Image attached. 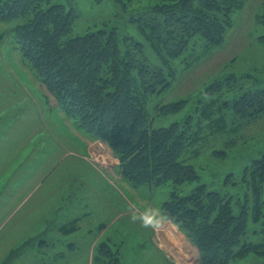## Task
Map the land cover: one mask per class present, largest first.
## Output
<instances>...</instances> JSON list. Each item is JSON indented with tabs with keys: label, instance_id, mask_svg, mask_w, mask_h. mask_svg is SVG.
Listing matches in <instances>:
<instances>
[{
	"label": "rangeland",
	"instance_id": "374dc122",
	"mask_svg": "<svg viewBox=\"0 0 264 264\" xmlns=\"http://www.w3.org/2000/svg\"><path fill=\"white\" fill-rule=\"evenodd\" d=\"M170 1L51 2L74 10L70 37L101 29L142 43L150 66L173 72L169 85L148 100L153 128L188 122L193 130L201 126L204 135L209 130L200 124H205L201 110L211 100L221 105L246 89L264 87V0H240L219 47L205 53L195 37L186 52L165 65L138 20ZM15 24L0 22V264H200L198 250L162 216L170 185L134 187L121 177L119 160L106 143L67 121L14 49ZM171 104L179 109L163 116L153 110ZM236 123L235 133L203 136L182 155L200 184L233 191L223 179L239 182L250 161L264 153V114ZM196 186L181 187L180 195ZM255 228L261 226H250L249 232ZM262 236L248 240L259 243ZM234 264H264V256L249 255Z\"/></svg>",
	"mask_w": 264,
	"mask_h": 264
},
{
	"label": "trees",
	"instance_id": "16d2710c",
	"mask_svg": "<svg viewBox=\"0 0 264 264\" xmlns=\"http://www.w3.org/2000/svg\"><path fill=\"white\" fill-rule=\"evenodd\" d=\"M51 1L0 0V22L16 21L11 34L14 49L67 121L87 137L106 143L119 160L121 177L134 187L170 185L162 216L198 250L200 264H234L249 255L264 256V237L259 243L248 240L264 234V153L250 161L239 182L225 177L223 185L233 191L224 192L214 184H200L195 168L181 160L203 136L235 133L237 121L264 114V87L246 89L221 105L211 100L201 110L205 124H200L209 130L204 135L201 126L193 130L188 122L153 128L148 100L169 85L173 72L150 66L143 44L120 40L115 31L70 37L74 10ZM241 6L240 0H172L149 9L138 28L153 53L168 65L195 37L203 42L205 53L219 47ZM178 104L156 105L153 110L163 116L176 112ZM192 183L197 186L180 195L181 187ZM250 226L261 229L252 234Z\"/></svg>",
	"mask_w": 264,
	"mask_h": 264
},
{
	"label": "clouds",
	"instance_id": "9594fccd",
	"mask_svg": "<svg viewBox=\"0 0 264 264\" xmlns=\"http://www.w3.org/2000/svg\"><path fill=\"white\" fill-rule=\"evenodd\" d=\"M147 212H148L149 215H153V214H154V210H151V209L147 210ZM147 222H148V221L145 220V223H147Z\"/></svg>",
	"mask_w": 264,
	"mask_h": 264
}]
</instances>
